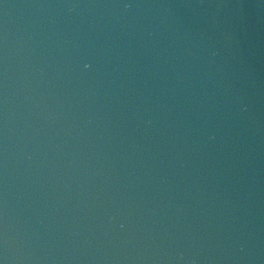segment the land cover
<instances>
[{"label":"water","instance_id":"95a60500","mask_svg":"<svg viewBox=\"0 0 264 264\" xmlns=\"http://www.w3.org/2000/svg\"><path fill=\"white\" fill-rule=\"evenodd\" d=\"M0 264H264V0H0Z\"/></svg>","mask_w":264,"mask_h":264}]
</instances>
